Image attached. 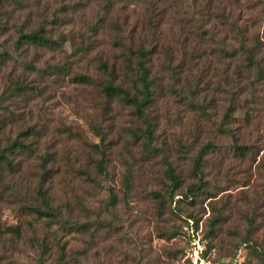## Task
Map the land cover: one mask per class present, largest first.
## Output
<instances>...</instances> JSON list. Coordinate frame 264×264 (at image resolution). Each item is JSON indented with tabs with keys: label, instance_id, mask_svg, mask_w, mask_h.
<instances>
[{
	"label": "rangeland",
	"instance_id": "1",
	"mask_svg": "<svg viewBox=\"0 0 264 264\" xmlns=\"http://www.w3.org/2000/svg\"><path fill=\"white\" fill-rule=\"evenodd\" d=\"M103 5L0 0L6 14L0 23L7 24L0 41L7 48L16 27L35 26L42 17L51 23L54 12L60 26L53 40L65 34L57 50L30 48L0 65V120L13 118L0 135V152L20 133L32 134L25 150L8 154L11 166L0 168V230L24 231L17 250L0 237V264H38L35 239L50 247L44 264H194L196 253L198 264H259L264 0H119L106 20ZM127 47L148 53L145 114L153 149L143 118L99 87L106 64L118 84L140 88L139 56ZM246 49H254V63ZM79 75L93 84L74 82ZM18 77L37 90L27 98L4 97ZM210 143L196 177L193 161ZM233 145L251 149L241 156ZM168 165L181 181L173 201ZM198 178L202 189L182 198ZM39 184L59 220L38 221L30 213Z\"/></svg>",
	"mask_w": 264,
	"mask_h": 264
},
{
	"label": "trees",
	"instance_id": "2",
	"mask_svg": "<svg viewBox=\"0 0 264 264\" xmlns=\"http://www.w3.org/2000/svg\"><path fill=\"white\" fill-rule=\"evenodd\" d=\"M26 2L28 0H25ZM69 2L72 0H68ZM103 11L105 16V20L107 19V14L112 9V11L116 8L117 3L119 0H103ZM70 4V3H69ZM67 11V8L65 9ZM6 17L5 13H0ZM52 22H48L45 17H42L40 23L32 26V27H25L19 26L16 27L15 30V40L11 43L10 48L5 44V42L0 41V65L5 66L8 62L14 61V56L17 55L16 59L21 58L23 54H27L30 48L34 49H49V50H57L60 48L61 43L65 42V34L61 33L57 40H53L54 36L56 35L55 30L59 28L60 23H58V17L56 12L53 13L51 16ZM104 20V22H105ZM103 21V20H102ZM101 22V20L99 21ZM52 24L55 27H48L47 25ZM7 24L0 23V38L5 36ZM95 32V30H94ZM122 39V38H121ZM127 50L130 51L131 54L136 53L139 56V60L137 62L138 73L137 81L139 82L140 88L138 87H125L123 83L116 82V74L114 69H109L106 64H101L100 70L104 73L107 77L106 80H103L100 83L101 92L105 97H109L112 99H117L124 104L130 105L135 113L142 117L144 120V124L146 128L143 130V136L146 140H148L147 148L153 149L151 146L152 140V130H151V123L148 121L146 117L145 111L149 108V104L151 103V93H150V83H149V72L148 69L145 67V60H147L148 53L144 50H138L137 52L132 51L131 47H127ZM254 49H246V53L248 55L247 60L249 64L254 63ZM25 67L32 68L31 63L23 62ZM57 72L60 74L61 69L56 68ZM74 82L79 84H86L91 85L93 84L92 79L87 76H76L73 79ZM33 84L28 82L26 78L18 77L15 80L10 81V86L7 88L6 92L4 93L5 96H9V98H16V97H29L34 90H37L38 87L32 86ZM135 92L134 94L131 93V90ZM15 102V101H14ZM230 118H232L230 114ZM4 120H7L4 123ZM13 118H4L0 120V135L3 134L4 129L7 127L8 124H11ZM32 134L30 131H25L20 133L18 137L11 142L8 147H6L2 152H0V168L2 166L9 167L11 163L9 161L8 154L13 153V149L17 150H25L26 146L23 144L28 138H31ZM18 138H23L19 140ZM235 140V137H232ZM10 142V141H9ZM213 144H208L203 146L199 153L196 155L193 166H192V174L196 177L202 175L201 167L204 163L205 159L204 156L206 151L212 148ZM235 154L238 153L243 156L248 153L250 147L244 145H233ZM97 169L101 172L102 171V164L97 163ZM165 177L169 181V185L167 186V195L169 196L170 200L173 201L175 192L180 187L181 181L179 176L176 174L175 169L168 165L165 171ZM202 180L198 178V182L196 184L189 185L187 187L186 193L181 194V197L184 199H189L192 197L196 192L202 189ZM43 184H39L36 190L37 197L32 199V203L29 207L30 213L36 217L38 221L44 220H59L60 214L57 208L51 204L50 199L47 196V192L43 189ZM213 224L212 226H214ZM23 230L21 227L17 226L15 228H7L6 230H0V237L7 238L6 243L8 244V248L11 250H17L18 246L22 240ZM56 240V238H55ZM34 243L40 247L41 252L39 254V262L38 264H44V256L49 255L50 247L45 243V241H40L38 239L34 240ZM258 261L259 264H264V251L258 253Z\"/></svg>",
	"mask_w": 264,
	"mask_h": 264
},
{
	"label": "built area",
	"instance_id": "3",
	"mask_svg": "<svg viewBox=\"0 0 264 264\" xmlns=\"http://www.w3.org/2000/svg\"><path fill=\"white\" fill-rule=\"evenodd\" d=\"M199 262H201L198 253L195 254L194 256V264H198Z\"/></svg>",
	"mask_w": 264,
	"mask_h": 264
}]
</instances>
